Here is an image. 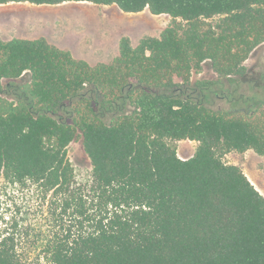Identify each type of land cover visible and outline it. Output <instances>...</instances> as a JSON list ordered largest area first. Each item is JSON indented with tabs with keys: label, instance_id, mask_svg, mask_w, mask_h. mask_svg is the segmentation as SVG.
Segmentation results:
<instances>
[{
	"label": "trees",
	"instance_id": "16d2710c",
	"mask_svg": "<svg viewBox=\"0 0 264 264\" xmlns=\"http://www.w3.org/2000/svg\"><path fill=\"white\" fill-rule=\"evenodd\" d=\"M9 3L115 5L172 23L136 46L120 38L94 65L43 37L0 41V178L49 196L54 229L31 259L22 233L0 228V264H264V196L223 162L264 157V78L230 90L264 44V0ZM205 63L215 80L193 83ZM217 90L230 110L210 105ZM76 140L84 183L67 158ZM185 140L198 145L182 160Z\"/></svg>",
	"mask_w": 264,
	"mask_h": 264
},
{
	"label": "rangeland",
	"instance_id": "374dc122",
	"mask_svg": "<svg viewBox=\"0 0 264 264\" xmlns=\"http://www.w3.org/2000/svg\"><path fill=\"white\" fill-rule=\"evenodd\" d=\"M171 23L172 19L167 15L154 16L147 9L136 14L124 13L115 5H0V41L43 37L52 45L68 50L91 65L111 62L118 54L120 38L126 37L132 46H136L143 38H158ZM243 66L245 76L241 79L239 88L230 87V90L236 91V95L248 92L250 83L259 85L262 82L264 44L251 53ZM215 78L206 63L200 73L193 72L191 76L193 83L212 81ZM210 97V105L214 108L231 109L232 105L218 90ZM197 145L196 142L187 140L176 142L177 156L182 160L190 158ZM67 158L73 167L77 183L91 179V164L80 140L68 145ZM223 162L240 168L264 196L263 156L252 150L244 153L230 152L223 156ZM48 203L49 196L44 199L35 186L29 183L25 186L13 184L0 178V228L16 234L21 232V247L29 251L31 259L38 255L41 245L54 232Z\"/></svg>",
	"mask_w": 264,
	"mask_h": 264
},
{
	"label": "crops",
	"instance_id": "0c3cea01",
	"mask_svg": "<svg viewBox=\"0 0 264 264\" xmlns=\"http://www.w3.org/2000/svg\"><path fill=\"white\" fill-rule=\"evenodd\" d=\"M72 56H73L74 58H76V59H81V58H79V57H75L73 54H72Z\"/></svg>",
	"mask_w": 264,
	"mask_h": 264
}]
</instances>
